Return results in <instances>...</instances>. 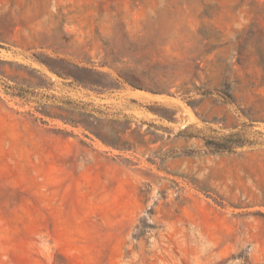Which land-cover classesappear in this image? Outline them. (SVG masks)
I'll use <instances>...</instances> for the list:
<instances>
[{"label": "rangeland", "instance_id": "1", "mask_svg": "<svg viewBox=\"0 0 264 264\" xmlns=\"http://www.w3.org/2000/svg\"><path fill=\"white\" fill-rule=\"evenodd\" d=\"M0 264H264V0H0Z\"/></svg>", "mask_w": 264, "mask_h": 264}, {"label": "trees", "instance_id": "2", "mask_svg": "<svg viewBox=\"0 0 264 264\" xmlns=\"http://www.w3.org/2000/svg\"><path fill=\"white\" fill-rule=\"evenodd\" d=\"M48 61L50 63H53V64H64L67 66V70H63V72H62L59 70H55L56 68L54 69V68L50 67L49 65L45 64V66L48 68V70L57 77H61V76L71 77L72 79H74V81H76L77 83H79L81 85L96 86V87H100V88H106L107 87V86H103L102 84H98L96 82H93L91 80H86L84 78H80V77L76 76L73 71L78 70L79 72H82L83 74H90V75H99V73H96V72H93V71L87 70V69H79L75 66L69 65L67 62H64L62 60L56 61V60L48 59Z\"/></svg>", "mask_w": 264, "mask_h": 264}]
</instances>
